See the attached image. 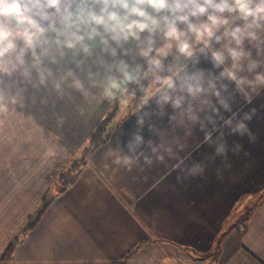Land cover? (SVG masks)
I'll list each match as a JSON object with an SVG mask.
<instances>
[{
    "label": "crops",
    "instance_id": "0c3cea01",
    "mask_svg": "<svg viewBox=\"0 0 264 264\" xmlns=\"http://www.w3.org/2000/svg\"><path fill=\"white\" fill-rule=\"evenodd\" d=\"M252 56L260 59L254 48ZM197 60L186 62L187 74L202 71L204 87L211 80L220 97L186 96L175 108L159 96L146 104L136 94L109 102L93 89L88 98L74 93L54 105L53 98L40 104L38 96L16 108L0 128V257L42 213L2 264H117L124 258V264H264V86L245 85L247 102L234 83L219 78L222 69L213 67L210 54L198 53ZM240 74L253 77L246 65ZM113 110L105 142L62 179ZM241 121L244 134L233 133ZM225 141L226 155H216ZM110 149L136 163L113 164ZM197 163L202 172L193 170ZM52 186L65 187L43 208ZM245 206L251 210L243 225ZM221 235L217 257H203Z\"/></svg>",
    "mask_w": 264,
    "mask_h": 264
},
{
    "label": "clouds",
    "instance_id": "9594fccd",
    "mask_svg": "<svg viewBox=\"0 0 264 264\" xmlns=\"http://www.w3.org/2000/svg\"><path fill=\"white\" fill-rule=\"evenodd\" d=\"M198 53L210 54L213 67L222 69L219 78L251 102L245 85L264 86V72L256 71L264 67V0H0V128L38 96L40 104L53 98L56 105L97 89L101 100L113 102L134 96L129 86L136 85L144 104L159 96L179 108L186 96L220 97L211 80L204 87L202 71L187 74L186 62H198ZM245 65L252 79L240 74ZM176 91L182 95L173 97ZM246 128L241 121L231 131L243 135ZM136 140L143 143L142 136ZM211 140L206 133L205 141ZM214 150L226 155V141ZM112 163L131 168L136 160L115 154ZM197 169L203 171L198 163Z\"/></svg>",
    "mask_w": 264,
    "mask_h": 264
},
{
    "label": "trees",
    "instance_id": "16d2710c",
    "mask_svg": "<svg viewBox=\"0 0 264 264\" xmlns=\"http://www.w3.org/2000/svg\"><path fill=\"white\" fill-rule=\"evenodd\" d=\"M130 88V93L131 92H135V88H136V85H130L129 86ZM137 95L139 97H143L142 96L143 94L142 93H138L137 92ZM142 100V99H141ZM113 116H114V110L109 112L105 118H103L101 120V122L96 126V128L91 132L90 136H89V139H88V142L87 144L83 147V156H81L80 158H75L72 163L70 164L69 167L66 168V170L64 172H62L60 174V177L62 179H66L67 178V175L68 173L70 172V170H73L74 168H76L80 163H84L85 161V158L89 155V153L95 149L97 146H99L100 144H102L103 142H105V140L107 139L108 137V126L110 125L112 119H113ZM66 182V181H65ZM65 186H62L60 189L62 190ZM59 189V190H60ZM263 197V195L261 196V198ZM46 199V196L43 198V200ZM48 204V201L46 203H44V206L43 208H45ZM250 207L251 206H245L243 207V210L240 212L241 215H240V219L238 220V222H241L243 225L245 224V220L248 218L249 216V213H250ZM42 213V209L41 211L37 214V217L36 219L34 220H30L26 225L25 227H23L21 229L20 232H18V234H16L15 236H13V238L8 242L3 254L1 255L0 257V264L8 261L11 257V253L13 252L16 244L18 243V241L20 240V238L22 236H24L26 234V232L31 228L33 227V225L36 223V221L38 220L39 216L41 215ZM224 235V234H222ZM222 235L221 237L219 238L217 244H216V248L213 252H209L207 254H204L203 257H217L218 255V251H219V247H220V243H221V238H222ZM125 259L124 258L123 260H121L120 262H117V264H124L125 262Z\"/></svg>",
    "mask_w": 264,
    "mask_h": 264
},
{
    "label": "rangeland",
    "instance_id": "374dc122",
    "mask_svg": "<svg viewBox=\"0 0 264 264\" xmlns=\"http://www.w3.org/2000/svg\"><path fill=\"white\" fill-rule=\"evenodd\" d=\"M170 61H171V59H170ZM170 61H166V62H165V65H167ZM148 83H149V81H142V84H143L145 87L148 85ZM137 92H138V93H142V94H143L142 96H144V93L140 90V88H139L138 86H136V88H135V94H136V95H137ZM137 96H138V95H137ZM138 98H139V100H141L143 97H139V96H138ZM128 104H130V100L128 101L127 105H128ZM81 152H83V151L81 150V151L79 152V153H80V154H79V157L83 156V153H81ZM60 188H61V186H52L51 189L49 190V193H48L46 199L43 200V204L46 203L49 199H51V198L57 193V191H58Z\"/></svg>",
    "mask_w": 264,
    "mask_h": 264
}]
</instances>
